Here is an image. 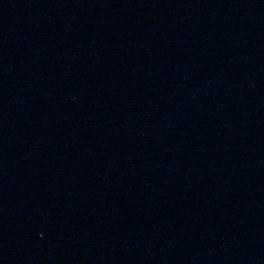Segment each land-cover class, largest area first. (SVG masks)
Segmentation results:
<instances>
[{
    "label": "water",
    "instance_id": "95a60500",
    "mask_svg": "<svg viewBox=\"0 0 264 264\" xmlns=\"http://www.w3.org/2000/svg\"><path fill=\"white\" fill-rule=\"evenodd\" d=\"M0 264H264V0H0Z\"/></svg>",
    "mask_w": 264,
    "mask_h": 264
}]
</instances>
